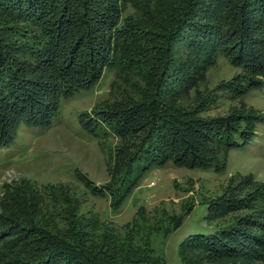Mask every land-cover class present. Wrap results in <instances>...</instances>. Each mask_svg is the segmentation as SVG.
Masks as SVG:
<instances>
[{
  "label": "trees",
  "instance_id": "16d2710c",
  "mask_svg": "<svg viewBox=\"0 0 264 264\" xmlns=\"http://www.w3.org/2000/svg\"><path fill=\"white\" fill-rule=\"evenodd\" d=\"M222 58L242 73L214 86L210 74ZM106 68L140 93L80 120L91 135L116 140L111 182L99 189L89 182L116 212L152 167L171 161L219 170L218 154L226 159L250 139L261 116L210 112L218 100L264 85V0H0V147L21 123H50L63 94L95 88ZM244 192L201 201L212 229H194L180 242L182 264H205L204 256L264 262L257 204L264 193ZM51 193L3 202L0 264H166L143 217L117 231L80 213L68 191Z\"/></svg>",
  "mask_w": 264,
  "mask_h": 264
},
{
  "label": "rangeland",
  "instance_id": "374dc122",
  "mask_svg": "<svg viewBox=\"0 0 264 264\" xmlns=\"http://www.w3.org/2000/svg\"><path fill=\"white\" fill-rule=\"evenodd\" d=\"M126 13H134V9L129 8ZM240 73L241 69L222 58L212 69L209 81L215 86L218 82L233 80ZM134 79L142 83L139 76ZM261 79L264 81V77ZM139 94V88L132 89L129 82L121 80L114 69L106 68L95 88L63 94L59 110L50 123L43 126L19 124L11 142L0 147V213L4 212L3 202L18 198L21 193L39 192L44 197L53 191L59 194L65 190L76 198L80 213L97 217L103 226H115L117 231L134 228L139 218L143 217L151 223L149 230L157 231V234H152L155 236L152 246L156 255L166 264H182L180 242L194 229H212L213 223L205 218L202 200L228 192L241 194L244 190L245 194L256 189L264 193L263 85L262 88L248 89L236 100H218L217 106L210 112L227 117L239 112L262 117L253 122V133L246 143L241 141L242 146L229 151L226 159L223 151L218 154L219 170L192 169L171 161L163 167L154 166L143 175L140 185L115 212L110 196L96 193L91 187L99 189L111 182L113 174L110 165L113 163L112 149L116 140L110 134H101V137L91 135L82 127L80 120L89 116L94 118V110L120 102L122 97H138ZM245 126L246 123H243L242 127ZM140 169L138 167L136 173ZM241 181L251 184L240 188ZM13 204L16 202L13 201ZM257 204L264 208V195L260 196ZM178 219L181 224L169 234L163 236L159 233L174 226ZM231 219L230 215L216 221L226 224ZM204 257L205 264H264L260 260L227 258L219 261L213 260L212 256Z\"/></svg>",
  "mask_w": 264,
  "mask_h": 264
}]
</instances>
